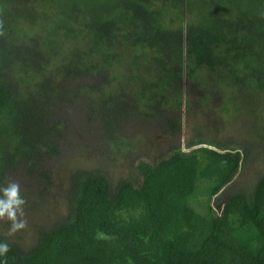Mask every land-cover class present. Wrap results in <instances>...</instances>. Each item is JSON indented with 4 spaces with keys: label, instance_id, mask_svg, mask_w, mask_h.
<instances>
[{
    "label": "trees",
    "instance_id": "1",
    "mask_svg": "<svg viewBox=\"0 0 264 264\" xmlns=\"http://www.w3.org/2000/svg\"><path fill=\"white\" fill-rule=\"evenodd\" d=\"M0 19V184L65 207L30 248L0 222L7 264H264V174L238 184L239 149L122 138L172 97L180 132L185 94L264 91V0H0Z\"/></svg>",
    "mask_w": 264,
    "mask_h": 264
},
{
    "label": "rangeland",
    "instance_id": "2",
    "mask_svg": "<svg viewBox=\"0 0 264 264\" xmlns=\"http://www.w3.org/2000/svg\"><path fill=\"white\" fill-rule=\"evenodd\" d=\"M125 68H128L127 61L121 69L122 73ZM199 73L202 76L208 75L204 70H200ZM222 84L223 87L219 92H214V87L209 86L202 92L195 91L189 95L185 94L184 104L178 114L182 120L180 132L168 130L169 124L166 115L170 113V123H172L173 97L170 99V103L165 102L159 106L162 108L161 113L166 111L163 113L166 125L157 124L160 120L158 119L159 115L153 116L151 110L143 116L142 121L144 122L129 121L122 132L125 148L135 145L138 148L136 153L144 152L143 155L154 159L168 150L170 146L181 144L185 146L191 140L202 138L214 146L218 143L226 144L225 148L233 149L234 147L243 154L245 164L239 174L238 184L240 182L246 185L250 182L254 183L256 178L264 174V91L239 92L235 88L228 87V83ZM185 87L187 86L185 85ZM193 88H197V85ZM189 105L193 106L192 110L188 109ZM153 125L156 128H153ZM110 159L109 156L106 158L107 161ZM131 159L128 158L127 162H130ZM121 172L122 176H130L124 174L123 170ZM203 185L206 186L204 183ZM206 200L207 198L201 201ZM63 213H65V207L60 203V200L59 203L56 202V205L55 202L49 200V204L43 210L32 212L33 215L26 211L28 228L16 233L13 237L30 248L36 243L34 233H36V226L40 223L38 216L41 215V220L47 222L53 221L58 214ZM1 223L4 231L8 234V223Z\"/></svg>",
    "mask_w": 264,
    "mask_h": 264
},
{
    "label": "clouds",
    "instance_id": "3",
    "mask_svg": "<svg viewBox=\"0 0 264 264\" xmlns=\"http://www.w3.org/2000/svg\"><path fill=\"white\" fill-rule=\"evenodd\" d=\"M4 21L0 19V35H3ZM27 200L22 195L21 184L14 178H7L0 184V222L8 223V235L13 236L28 228L26 219ZM11 247L7 241H0V264H7Z\"/></svg>",
    "mask_w": 264,
    "mask_h": 264
}]
</instances>
